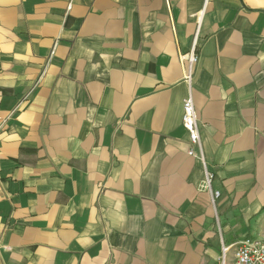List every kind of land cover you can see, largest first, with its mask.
Listing matches in <instances>:
<instances>
[{"label": "crops", "instance_id": "1", "mask_svg": "<svg viewBox=\"0 0 264 264\" xmlns=\"http://www.w3.org/2000/svg\"><path fill=\"white\" fill-rule=\"evenodd\" d=\"M263 231L264 0H0V264H219Z\"/></svg>", "mask_w": 264, "mask_h": 264}, {"label": "built area", "instance_id": "2", "mask_svg": "<svg viewBox=\"0 0 264 264\" xmlns=\"http://www.w3.org/2000/svg\"><path fill=\"white\" fill-rule=\"evenodd\" d=\"M170 7L171 0H165ZM187 63L186 82H191L194 78L195 68L200 61L198 53V38L196 37L190 53L185 57ZM183 127L187 131L190 142L193 146L200 145V131L194 102L191 97L184 101L183 105ZM193 155V152H190ZM214 179L207 167H205V180L203 188L210 189ZM220 193L216 192L214 198H219ZM219 264H264V231L262 234L239 241L233 245L222 247V254Z\"/></svg>", "mask_w": 264, "mask_h": 264}]
</instances>
